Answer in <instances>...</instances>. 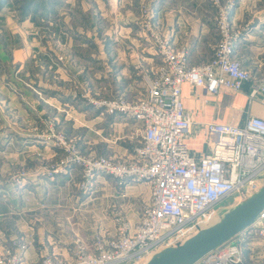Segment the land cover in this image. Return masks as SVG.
Listing matches in <instances>:
<instances>
[{"label":"built area","instance_id":"2783aa9c","mask_svg":"<svg viewBox=\"0 0 264 264\" xmlns=\"http://www.w3.org/2000/svg\"><path fill=\"white\" fill-rule=\"evenodd\" d=\"M215 2L219 38L211 59L190 63L188 49L173 45L153 19L147 26V40L160 63L146 78L144 94L129 98L119 93L91 100L109 115L141 124L140 140L131 154L117 159L73 154L53 170L63 173L70 165L80 166L87 192L99 176L123 185L145 183L150 199L140 217L133 221L117 214L115 237L97 232L89 241L76 236L69 256L46 253L39 264H143L215 223L217 205L228 196L246 200L259 190L264 180L263 117L250 115L244 124L205 122L203 131L211 149L200 158L191 153L187 142L193 120L183 100L184 83L214 94L222 89L243 92L248 86L249 99L264 102V77L254 75L236 58L238 32L232 28L228 9ZM256 243L263 249L261 256H254ZM25 249L23 241L14 240L0 254V264H27ZM195 264H264V210L251 228Z\"/></svg>","mask_w":264,"mask_h":264},{"label":"rangeland","instance_id":"374dc122","mask_svg":"<svg viewBox=\"0 0 264 264\" xmlns=\"http://www.w3.org/2000/svg\"><path fill=\"white\" fill-rule=\"evenodd\" d=\"M237 1L219 0V4L228 9L231 19ZM132 2L135 4V0ZM207 2L215 8V19L216 2ZM121 3L122 0H0V194L4 197L15 195L13 198H17L24 189L37 195L42 186H48V180L53 178L57 181L64 174L69 176L63 177L59 183L71 180L73 186L64 190L60 186L65 184L59 186L55 182L58 185L54 187L62 203L69 195L79 197L84 191L80 166L70 165L72 167L63 173L55 172L53 170L58 168L59 161L69 159L73 154L85 158L92 155L125 158L139 142V128L134 136L130 135L133 136L132 141L127 137L117 140L118 130L110 122L105 120L97 124L92 121L94 113L104 110L91 100L108 97L98 87L93 91L87 85L99 74L94 62H84L78 56L82 65L78 64L77 70L71 68L75 75L64 63H59L64 61L70 65L72 62L64 54L67 49L87 55L94 51L92 49L101 47L104 38L121 36L123 24L117 19L122 10L117 7ZM138 6L141 10L138 30L147 37V26L157 17L156 4L152 0H143ZM91 36L99 43H94ZM55 45L61 47L57 56L53 53ZM57 70L63 72L66 78H61ZM40 77H43L42 82ZM46 80L48 83L55 80L57 86H62L66 99H60L61 103L51 101V96L55 94L39 86L40 83L44 85ZM67 96L72 98L67 99ZM104 114L113 117L106 112ZM123 147L128 148L129 154L115 149ZM18 150L26 152L20 156ZM72 170L77 174L71 173ZM40 176L44 181H39ZM106 178L107 183L98 181V184H93L88 191L92 193V199L83 205L81 199L78 200V207L84 210L94 208V212L86 213L87 216L93 215L94 219H99V213L107 208L115 228L117 214L137 220L139 216L132 217L126 206L136 203L140 210L141 205L146 203V196L139 195L135 200L132 189H125V185L112 177ZM263 186L264 180L260 182V188ZM243 201L236 194L222 200L217 205L215 222Z\"/></svg>","mask_w":264,"mask_h":264},{"label":"crops","instance_id":"0c3cea01","mask_svg":"<svg viewBox=\"0 0 264 264\" xmlns=\"http://www.w3.org/2000/svg\"><path fill=\"white\" fill-rule=\"evenodd\" d=\"M140 1L143 0H135L133 4L132 0H122V6L117 7L118 10L122 9L117 16L123 24L121 36L104 38L101 47L92 49L94 51L86 53L87 55L76 54L67 49L64 54L69 56L72 62L70 65L64 61L59 63H64L75 75L71 68L78 69V64L82 63L78 60L80 56L84 62L92 61L98 67L99 74L94 76V81L87 83L93 91L95 87H98L102 94L108 97L119 93H125L129 98L142 96L146 89V78L153 74L160 60L147 37L145 38L138 30ZM152 2L157 8L156 23L173 45L185 46L188 49L190 63L200 64L211 59L219 38L214 19L215 8L211 2L207 0H152ZM103 3L105 5L104 1ZM232 28L238 32L236 58L254 75L264 77V0H238L232 11ZM90 39H93L94 43H99L92 36ZM57 45L53 49L56 56L61 48ZM59 73L61 78H66L63 72ZM47 75L50 76L49 73ZM43 77H40L41 82ZM46 82L44 85L40 83L39 86L55 94L51 96V101L61 103L62 98H65L63 87L57 86L55 80L51 83ZM248 90L249 87L246 86L243 92L222 89L214 94L203 87H196L189 83L183 84L184 104L193 120V128L187 136V142L191 153L196 158H200L211 149L208 136L203 131L205 122L244 124L250 115L264 118V102L260 99L250 100ZM70 98L72 96H67V99ZM73 100H75L74 97ZM93 115L95 116L92 121L98 124L106 120L115 127V130H118L117 140L127 137L132 141L134 132L137 133V129L141 126L139 122L126 121L115 115L106 117L100 109L99 113L96 112ZM128 129L127 135L125 132ZM131 134H133L132 137ZM115 149L120 153L129 154L126 147ZM22 152L26 151L18 150L20 156L23 155ZM74 174L76 175L77 172ZM66 175L69 176L68 174L59 176L57 181L53 178L48 180L50 182L48 186H42V190H39L37 195L32 194L31 191L26 192V189L17 198H13L15 195L4 197L0 194V254L6 247L12 245L14 240H20L26 244L24 255L27 264H39L41 257L46 253L69 256L68 248L75 244L76 236H82L89 241L97 232L108 234L109 237L116 236V228L110 215L107 214V208L99 213V219H94L93 215H86L87 212H94V208L84 210L78 207V200L81 199L83 205L92 199V193L83 191L79 197L69 195L62 203L58 190L54 186L57 183L59 186L65 184L66 186H60V189L69 188L70 190V185L73 186L71 180L59 183ZM43 176L39 177V181H44ZM106 179L104 176H99L95 183L98 184V181L107 183ZM125 187V189L133 190L135 200L139 195H145V202L149 201L150 189L145 183L129 182ZM142 206L140 210L136 207V203L126 207L132 217H140ZM262 254L263 249L256 243L254 256Z\"/></svg>","mask_w":264,"mask_h":264},{"label":"water","instance_id":"95a60500","mask_svg":"<svg viewBox=\"0 0 264 264\" xmlns=\"http://www.w3.org/2000/svg\"><path fill=\"white\" fill-rule=\"evenodd\" d=\"M263 210L264 186L226 212L219 221L201 229L183 244L169 248L143 264H195L207 253L251 228Z\"/></svg>","mask_w":264,"mask_h":264}]
</instances>
